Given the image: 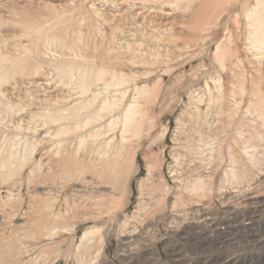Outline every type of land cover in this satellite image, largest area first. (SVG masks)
<instances>
[{
  "label": "rangeland",
  "instance_id": "obj_1",
  "mask_svg": "<svg viewBox=\"0 0 264 264\" xmlns=\"http://www.w3.org/2000/svg\"><path fill=\"white\" fill-rule=\"evenodd\" d=\"M256 195L264 0H0V264H206L170 227Z\"/></svg>",
  "mask_w": 264,
  "mask_h": 264
},
{
  "label": "bare ground",
  "instance_id": "obj_2",
  "mask_svg": "<svg viewBox=\"0 0 264 264\" xmlns=\"http://www.w3.org/2000/svg\"><path fill=\"white\" fill-rule=\"evenodd\" d=\"M263 198L264 196L260 195L249 197L246 206L235 204L230 200L225 201L222 217L212 230L208 229L209 214L207 208L203 206L198 219L189 221L185 229L176 224L170 227V231L176 238L184 240L192 252L202 254L206 264H238L237 257L243 256L247 250L254 249L253 246L262 247L260 243L264 242L257 236L259 233H264V205H259L261 209L256 212H254L255 208H250L255 202L262 203L260 199ZM178 215L173 222L183 224L182 221L186 219L187 214ZM242 216L244 219L241 218ZM245 219L248 222L246 224L243 223ZM130 243L124 245L128 247ZM180 252L173 244L168 245L167 263L181 264L183 259Z\"/></svg>",
  "mask_w": 264,
  "mask_h": 264
}]
</instances>
